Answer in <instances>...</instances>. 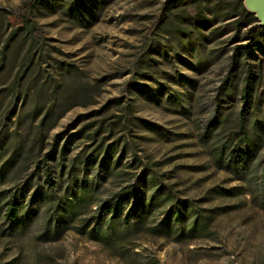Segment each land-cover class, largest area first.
<instances>
[{
	"label": "rangeland",
	"instance_id": "rangeland-1",
	"mask_svg": "<svg viewBox=\"0 0 264 264\" xmlns=\"http://www.w3.org/2000/svg\"><path fill=\"white\" fill-rule=\"evenodd\" d=\"M24 1L0 0V10H14ZM50 1L35 8L33 15L47 43L56 48L52 55L69 63L85 87L99 86V94L93 105L66 111L48 132L40 156L57 134L61 145L69 133L87 125L82 137L69 143L67 158L101 136L107 138L105 143L118 140V146L126 140L128 144L126 151L118 146L112 156L111 163L117 165L100 180V197L113 193L138 172L128 166L131 146L164 184L209 216L207 231L176 240L172 233L149 229L165 222L164 209H156L144 219V228H135L119 242L126 257H155L165 264H264V130L252 157L249 181L216 165L209 152L213 143L202 135L213 113L216 89L231 67L233 48L247 40V27L209 34L212 27L222 26L227 1L209 0L206 9L217 19L212 27H200L205 38L191 37L189 45L183 37H179L182 45L178 43L169 24L172 14L157 22L164 0H104L83 15L79 8L73 12L52 8ZM194 8L188 5L187 11ZM148 56L152 61L146 68L143 60ZM249 62L255 73L251 94L261 98L264 39L250 48ZM242 69L241 64L235 67L238 78ZM46 70L57 76L53 66ZM243 86L239 80V92ZM116 96L121 104L108 103ZM241 104L236 97L233 107L225 109L231 119ZM100 122V134L92 140L89 134ZM49 162L57 179L60 167L56 160ZM10 185L2 184L0 190ZM32 207L37 211L22 228L10 231L0 225V264H124L117 251L79 233L76 218L56 239L40 235L45 207L38 203ZM83 211L88 216L89 209Z\"/></svg>",
	"mask_w": 264,
	"mask_h": 264
},
{
	"label": "trees",
	"instance_id": "trees-1",
	"mask_svg": "<svg viewBox=\"0 0 264 264\" xmlns=\"http://www.w3.org/2000/svg\"><path fill=\"white\" fill-rule=\"evenodd\" d=\"M44 1L27 0L14 10H0V185L11 184L0 190V225L10 231L22 228L36 213L37 208L32 206L38 203L45 207L40 235L56 239L76 218L75 229L79 233L117 251L124 264H165L155 257L142 258L138 254L126 257L124 250H119L123 248V243L119 242L135 228H144V219L156 209H164L165 222L149 229H158L165 235L172 233L176 240L193 238L207 231L209 216L164 184L131 146L128 166L139 169L138 172L113 193L100 197L97 186L116 168L117 161L111 163L112 156L118 146L121 152L126 151V140L117 146L118 140L114 144L105 143L107 138L101 136L93 145L82 144L67 158L69 143L74 137H82L88 127L83 125L69 133L61 145H58L60 135L57 134L49 150L40 156L48 132L66 111L75 106L93 105L99 94V86L85 87L76 80L69 63L52 55L56 48L47 43L33 15V10ZM102 1L51 0L49 6L68 12L79 8L83 15ZM226 1L220 27H212L217 17L206 9L209 0H164L157 22L172 14L170 28L181 45L179 37L185 38L187 45L198 36L205 38L200 27H212L211 35L224 34L231 29L239 32L247 27V40L233 48L231 67L216 89L213 113L202 135L213 143L209 152L216 165L230 171L237 179L249 181L252 157L262 143L264 130V108L260 109L264 105V91L261 98L251 94L255 73L249 56L250 48L257 47L264 39V26H259L254 16L245 10L242 0ZM188 5L195 10L188 12ZM149 61H152L150 56L143 60L146 68L151 66ZM240 64L243 74L238 78L235 67ZM50 66L57 76L46 70ZM239 80L244 85L240 92ZM127 90L125 86L124 92ZM236 97L242 106L233 112L231 119V112L225 109L233 107ZM121 102L120 96L108 100L115 105ZM100 128L101 122L91 130L92 140H96ZM55 160L60 167L57 179L49 162ZM22 173H25L23 178ZM87 209L89 214L84 216L83 210Z\"/></svg>",
	"mask_w": 264,
	"mask_h": 264
},
{
	"label": "water",
	"instance_id": "water-1",
	"mask_svg": "<svg viewBox=\"0 0 264 264\" xmlns=\"http://www.w3.org/2000/svg\"><path fill=\"white\" fill-rule=\"evenodd\" d=\"M242 5L254 16L259 26H264V0H242Z\"/></svg>",
	"mask_w": 264,
	"mask_h": 264
}]
</instances>
